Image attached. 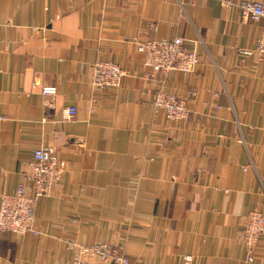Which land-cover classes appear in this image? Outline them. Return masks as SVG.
I'll return each instance as SVG.
<instances>
[{
	"label": "crops",
	"instance_id": "0c3cea01",
	"mask_svg": "<svg viewBox=\"0 0 264 264\" xmlns=\"http://www.w3.org/2000/svg\"><path fill=\"white\" fill-rule=\"evenodd\" d=\"M242 1L0 0V195L40 145L66 163L37 202L41 234L0 233V264H69L71 241L113 243L139 264H264V233L242 240L245 217L264 214V61L238 52L263 20ZM178 35L200 63L165 79L190 109L169 123L153 104L163 76L145 77L137 42ZM98 60L124 69L118 87L91 84Z\"/></svg>",
	"mask_w": 264,
	"mask_h": 264
},
{
	"label": "built area",
	"instance_id": "2783aa9c",
	"mask_svg": "<svg viewBox=\"0 0 264 264\" xmlns=\"http://www.w3.org/2000/svg\"><path fill=\"white\" fill-rule=\"evenodd\" d=\"M243 15L254 21L263 20L260 34L253 47L238 49L242 57L253 62L264 61V0H246L238 3ZM137 50L142 56L144 75L156 79L161 74L153 96L155 112L162 114L169 123L185 121L190 116V109L184 97L165 88V79L173 74L187 76L196 70L200 55L196 43L185 36L173 38L139 39ZM124 69L111 60H98L91 67V84L101 90L116 88L120 85ZM45 96L58 93L56 85L42 87ZM93 111V110H92ZM77 114V107L65 110L64 119L69 121ZM0 119L4 117L0 116ZM264 129V128H263ZM264 144V142H263ZM65 161L57 156L52 147L40 145L33 151V156L24 171V180L13 193L0 195V233L10 232L16 235L41 234L36 223L35 208L42 197L50 196L60 183L65 169ZM264 233V214L251 211L245 217L243 242L251 249ZM67 249L75 256L69 264H139L132 261L121 246L109 242L82 244L77 241L67 242ZM184 264H192V257L186 256Z\"/></svg>",
	"mask_w": 264,
	"mask_h": 264
},
{
	"label": "rangeland",
	"instance_id": "374dc122",
	"mask_svg": "<svg viewBox=\"0 0 264 264\" xmlns=\"http://www.w3.org/2000/svg\"><path fill=\"white\" fill-rule=\"evenodd\" d=\"M71 251V250H70Z\"/></svg>",
	"mask_w": 264,
	"mask_h": 264
}]
</instances>
